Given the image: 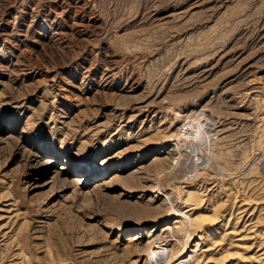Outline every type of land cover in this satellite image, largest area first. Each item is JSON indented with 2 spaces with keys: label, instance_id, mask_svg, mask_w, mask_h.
<instances>
[{
  "label": "rangeland",
  "instance_id": "374dc122",
  "mask_svg": "<svg viewBox=\"0 0 264 264\" xmlns=\"http://www.w3.org/2000/svg\"><path fill=\"white\" fill-rule=\"evenodd\" d=\"M160 185L220 216L175 261L264 264V0H0V264H149Z\"/></svg>",
  "mask_w": 264,
  "mask_h": 264
},
{
  "label": "bare ground",
  "instance_id": "6f19581e",
  "mask_svg": "<svg viewBox=\"0 0 264 264\" xmlns=\"http://www.w3.org/2000/svg\"><path fill=\"white\" fill-rule=\"evenodd\" d=\"M110 72V71H109ZM107 77H109V76H107ZM109 80V79H108ZM134 84V83H133ZM137 85V84H136ZM134 86V85H133ZM138 86V85H137ZM129 87V86H128ZM130 90H132V89H130ZM133 91V90H132ZM134 92V91H133ZM141 103V102H140ZM143 105V104H142ZM142 105H140V107L139 108H137L136 110L138 111V112H148L149 111V109L147 110V108L145 107H143ZM151 105V104H150ZM154 105V104H153ZM137 107V106H136ZM167 107V106H166ZM154 109V108H153ZM156 110V109H155ZM160 110V109H159ZM160 112V111H159ZM154 113V112H153ZM156 113V112H155ZM166 113V112H165ZM190 113V112H189ZM140 114V113H139ZM141 115V114H140ZM145 115H146V113H145ZM170 115V114H169ZM168 114H166L165 115V117H163L164 119H167V117L169 116ZM193 115V114H192ZM137 117V116H136ZM158 117V116H157ZM162 118V117H161ZM163 119V120H164ZM190 119V118H189ZM162 120V119H161ZM162 120V121H163ZM188 120V119H187ZM189 121V120H188ZM129 122V121H128ZM206 123V122H205ZM187 125L189 126V123H187ZM203 125V124H202ZM205 125V124H204ZM126 126V125H125ZM171 126V125H170ZM194 127V126H193ZM200 127H201V125H200ZM205 128H206V125L204 126ZM203 127V128H204ZM186 128V127H185ZM203 128H202V131H203ZM168 129V128H167ZM170 129V128H169ZM163 130V129H162ZM172 130V129H171ZM170 130V131H171ZM185 130H187L188 132H190V131H192L190 128H186ZM205 130V129H204ZM165 131V130H164ZM168 131V130H167ZM196 131H197V134L199 135L200 133H201V128L199 129L198 127H197V129H196ZM178 132V131H177ZM187 132V133H188ZM204 132H206V131H204ZM216 132V131H215ZM22 133H26V129L25 130H23L22 131ZM164 133V132H163ZM191 133V132H190ZM207 133H208V131H207ZM166 134V133H165ZM176 135L178 136V133H176ZM187 135V134H186ZM205 135H207V134H205ZM208 136V135H207ZM167 137V136H166ZM172 136H170L169 138H171ZM173 137H174V135H173ZM173 137H172V139H173ZM11 138H16V137H11ZM168 138V137H167ZM168 138V139H169ZM178 139V138H177ZM177 139H175V137H174V140H171V139H169V140H167V142H165V144L163 145L164 147L163 148H161L160 150H158L157 152L158 153H156L155 155H154V159H152V162H158V163H163V162H165L166 161V156H165V154H170V152H178L177 150H179V152L180 153H178V157L176 158V161L178 162L179 160H180V158L182 159L184 156L181 154V147L180 146H182V145H180L179 144V142H176L177 141ZM184 139H185V136H184ZM148 140V139H147ZM150 140V139H149ZM19 141V140H18ZM208 141V140H207ZM185 142H186V140H185ZM162 143H164V142H162ZM171 143H172V145H171ZM261 144H263V143H260V145ZM150 145V144H149ZM165 145H168V146H166L165 147ZM262 146V145H261ZM263 148V147H262ZM183 150H185V149H183ZM186 150H188V149H186ZM57 152H59V151H57ZM143 152V151H142ZM186 152V151H185ZM172 154V153H171ZM176 154V153H175ZM142 155H144V153L142 154ZM141 155V156H142ZM163 155L165 156V157H163ZM173 155V154H172ZM218 155V154H217ZM183 156V157H182ZM214 156V155H213ZM57 157V156H56ZM169 158V157H168ZM186 158V157H185ZM57 159H58V157H57ZM173 159H175V158H173ZM173 159H171V160H173ZM214 160H216V159H214ZM218 160V159H217ZM216 162H218V161H215V163ZM53 163H55V161L54 160H46V162L43 164V168H45L46 170L48 169V167L49 166H51L50 164H53ZM171 163V162H170ZM172 164H173V162H172ZM183 164H184V162H183ZM165 165L167 166V168L169 167V169H171V167L173 166H169L167 163H165ZM171 165V164H170ZM174 165H175V163H174ZM142 168V166L140 167V169ZM174 168V167H173ZM176 168H178V167H176ZM120 169V168H119ZM85 171V170H84ZM144 171V170H143ZM143 171H142V173H143ZM169 171V170H168ZM46 172V171H45ZM44 172V173H45ZM145 173V172H144ZM114 174V176H113V178H111V181H112V179H115L116 180V178H122L120 175H116V173H113ZM89 175H92L91 173H87V174H85V175H82V176H76V177H73L72 179H71V183H72V185L74 186V187H78V186H80V185H82L83 183H85V182H87L88 181V179H89ZM171 176V175H170ZM168 177V176H167ZM232 178V177H231ZM234 178V177H233ZM166 180V179H165ZM104 181V180H103ZM117 181V180H116ZM164 181V180H163ZM108 181H104V182H102L101 183V185H99V186H106L107 187V184H110L111 182H110V180H109V182L110 183H107ZM117 183V182H116ZM123 183V182H122ZM161 183V182H160ZM112 185V184H111ZM115 185V184H114ZM117 185V184H116ZM158 186V185H157ZM163 186V185H162ZM113 187V186H112ZM104 189V188H103ZM102 189V190H103ZM169 190H171V188H168V187H161V185L159 186V187H157L156 188V191L158 192V196H165V199H167V201H169V202H172V198L174 199V201L176 202L175 204H174V208H173V206H172V210H170V211H167V213H170V214H172L173 215V218L172 219H170V221L172 222V224H169L168 226H167V228H166V231L163 233V235L160 237V238H162V237H164V238H166L167 240H168V238H170L171 237V240H170V242H169V240H168V242L167 241H165L166 242V244L164 243V241H163V243L165 244H162L161 243V241H160V243H157L156 242V246L155 247H153L152 249H157V256L155 257V260L160 256V255H163V253H164V255H165V250L167 249V248H170L171 250H170V252H169V255H166L167 257H166V259L168 258V263L167 264H174V263H176V264H179V262L180 261H178L179 259H176V261L174 260L175 259V257L179 254V253H181V254H185L186 253V251L185 250H189V248H188V245H189V241L191 240L192 241V239L193 238H196V237H198L199 236V234H201V233H204V231L206 230V228H208V226H210L211 228L213 227L212 225L213 224H217L216 222H218V220L220 221V216H219V213H217V210L216 209H214L212 212H213V214H211V215H208V214H206L205 213V210L207 209V207L204 205L205 204V202L203 201L204 199H202L203 197H202V194L200 193V192H196V193H185V195L187 196L186 198H182L181 199V197H177V198H175V194H176V189L173 191V192H171L170 193V195L169 194H163V193H166V191H169ZM245 200V199H244ZM166 202V201H165ZM173 203V202H172ZM245 204H247V203H245ZM249 204V203H248ZM173 205V204H172ZM244 204H242V206H243ZM209 209H210V207H209ZM247 209H248V207H245V208H243V212H246L247 211ZM211 211V210H210ZM255 211V208H254V210H252V213H250V216L253 214V212ZM247 212H249V211H247ZM166 213V214H167ZM240 214V213H239ZM160 215H162V214H160ZM164 216V215H163ZM244 216V215H243ZM249 216V225H247L246 223L248 222V221H246V223H245V225L240 229L241 230V232H243V230H249V233H251V232H253L254 230V228H256V222L255 221H253L252 220V218ZM157 218V217H156ZM231 218V217H230ZM243 218V217H242ZM173 220V221H172ZM248 220V219H247ZM228 222H229V220H228ZM254 222V223H253ZM159 223V222H158ZM238 231V229L236 230V228H234V229H232V230H228V229H226V231H225V235H224V237H226L227 235L229 236V238H231L230 236H232V235H234L236 232ZM237 234H241V236L242 237H239V239L237 240V241H240V240H242V238H243V236H245V235H248V234H245V233H239V232H237ZM137 235H133L132 237H131V242L133 243V242H135L136 240H137V242H138V240H140L141 239V237H136ZM262 237V236H261ZM163 238V239H164ZM158 241V240H157ZM173 241H175V243H173L172 244V242ZM130 243V242H129ZM150 243H151V241H150ZM263 243V242H262ZM153 244V243H152ZM131 245V247H133L132 246V244H130ZM136 245H137V243H136ZM135 245V246H136ZM139 245V244H138ZM219 245H221V244H219V243H217V242H214V243H212L211 245H209V246H207V248H203L202 250V254H200V255H198V254H196V255H192L191 257H189V258H187V259H185L184 260V264H208V263H210L211 262V259H209L208 258V255L206 254V253H208V252H211L212 250H214L215 252L217 251V249L219 248ZM134 246V247H135ZM154 246V245H153ZM201 246V245H200ZM239 248V247H238ZM259 248V247H258ZM260 249H258V251H259ZM185 251V252H184ZM262 250H260V252H261ZM229 253V252H228ZM229 255L230 254H228V256H227V254H225V255H222V256H220L218 259H217V261L216 262H218V263H220V264H225L226 262H228V258H229ZM233 256V255H232ZM164 257V256H163ZM259 258L260 259H262V258H264V251L263 252H261V254L259 255ZM159 259V258H158ZM155 260H153V261H151L149 264H153V262L155 261ZM166 260H164V262H165ZM178 261V262H177ZM263 261V260H262ZM182 262V261H181ZM230 262V261H229ZM226 264H228V263H226Z\"/></svg>",
  "mask_w": 264,
  "mask_h": 264
}]
</instances>
